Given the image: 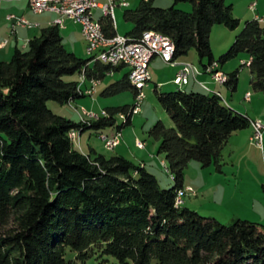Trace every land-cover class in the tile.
<instances>
[{"label":"trees","instance_id":"obj_1","mask_svg":"<svg viewBox=\"0 0 264 264\" xmlns=\"http://www.w3.org/2000/svg\"><path fill=\"white\" fill-rule=\"evenodd\" d=\"M226 1L176 0L192 3V13H186L141 0L124 14L134 25L127 37L140 42L149 32L167 36L175 60L195 49L201 64L208 59L204 69L247 53L252 85L264 92V21L246 22L227 54L215 60L213 27L240 25ZM100 23L106 37L117 34L111 17ZM91 62L66 49L56 25L42 29L26 50L16 48L10 62H0V264H88L98 257L119 264H264V225L236 220L224 226L177 206L189 163L220 169L231 136L253 121L215 92L156 88L174 123L167 128L158 122L150 131L176 182L162 189L145 167L122 156L85 154L70 138L72 132L114 126L117 115L124 120L122 131L132 124L136 104L104 109L105 117L86 125L48 107L50 101L66 105L86 97L82 76L85 82L103 81L119 70L100 61L90 68ZM76 74L81 81L65 80ZM129 74L104 95L131 91L137 97ZM238 74H225L224 85L236 91ZM68 251L75 259H66Z\"/></svg>","mask_w":264,"mask_h":264},{"label":"rangeland","instance_id":"obj_2","mask_svg":"<svg viewBox=\"0 0 264 264\" xmlns=\"http://www.w3.org/2000/svg\"><path fill=\"white\" fill-rule=\"evenodd\" d=\"M28 2V0H0V44L8 41L6 47L0 49V62H10L16 48L26 50L30 40L39 37L41 30L49 27V23L56 16L49 12L34 13L29 9ZM99 2L105 3L106 0H99ZM129 2L130 7L116 8L114 13L116 30L122 35L132 28V24L125 20L124 13L127 10H135L141 0H129ZM252 2H256L255 9L249 7ZM226 4L233 5V15L240 21V25L236 29L224 25L213 27L210 43L217 62L227 54L236 37L243 31L246 22L253 20L256 14L264 17V0H227ZM154 6L162 9L176 6V9L186 13L193 11L192 3H176V0H154ZM10 15L16 16L18 20L25 16L31 27L18 28L17 35L13 34L12 25L8 20ZM67 28V30H61L66 49L78 58L91 59L81 27L73 22H67ZM13 32L15 31L13 30ZM178 60L181 63H191L201 69V73L203 71L208 74L207 68L204 69V65L209 63L208 59H204L201 64L195 49H191ZM250 60L249 54L241 53L224 64H218L221 74H223L222 72L231 74L239 71L236 91L226 85H221L223 100L235 111L247 115L253 122L260 121L264 125V92L254 89L253 77L248 65L242 67L244 62L248 63ZM149 68L153 81L144 89L145 98L142 100L141 111L134 115L131 125L120 130L122 145L118 150L121 149V153L115 150L117 147L115 149L106 148L102 140L103 135L106 136V139L114 138L118 128L124 122L120 115L116 116L114 126L100 130H86L82 137L78 133L72 132L75 139L71 140L77 149L81 152L84 150L85 153L91 154L93 157L97 155H104L107 158L122 156L135 165H140L139 162L142 160L147 166L148 172L157 178L160 187L169 190L176 186V182L168 169L165 155L159 154L160 142L150 136V131L158 122H162L167 128L174 127V123L159 103L155 92L158 80L165 82L172 78L173 68L166 65L160 58L152 62ZM129 72L130 69L126 67L122 72L107 75L98 86L97 94L94 97H86L66 105L50 101L48 107L56 115L86 125L95 121L92 117H88V112L101 114L104 109L133 106L136 104V97L131 91L104 95L110 86L121 81ZM80 79L79 74L65 77L66 81ZM204 84L208 87L206 83ZM198 85L190 83V85L179 88L169 83L162 92L181 89L187 92L208 93ZM247 93L251 94L250 100L247 99ZM104 116H106L105 112ZM253 137L254 130L251 126L235 132L222 151L220 169L214 163L203 167L199 162L191 161L184 171L183 188H191L193 191L183 198L182 208L197 212L204 218L216 220L224 226H231L236 220L264 225V134L261 147L252 140ZM91 150L94 151L93 154ZM181 192L182 190L178 193V199ZM75 255L68 251L66 259H75ZM88 264L119 263L112 258L109 259V262H104L102 258L98 257L90 259Z\"/></svg>","mask_w":264,"mask_h":264},{"label":"built area","instance_id":"obj_3","mask_svg":"<svg viewBox=\"0 0 264 264\" xmlns=\"http://www.w3.org/2000/svg\"><path fill=\"white\" fill-rule=\"evenodd\" d=\"M40 1L37 0V10H48V12L62 11L65 13V21H71L74 24L81 26L83 37L87 43V52L91 56L93 61H100L103 64L110 65L111 67L125 66L130 70H133V64H145V71L138 72V78L134 79L132 85L137 89L138 94L136 97V105L132 109V115L138 114L141 111L142 100L145 98L144 89L151 83V73L149 71V65L154 58H160L164 63L173 67L178 66V72L173 83L179 88L189 84L185 82V75H192L193 79H196L197 75L201 74V71L191 63L178 64L175 59H171V51L175 48L173 41L164 35L156 32L145 33L143 39L139 42H133L127 36H121L116 34L114 37H106L104 34L100 19L102 17H111L115 23V9L117 7H129L128 0H106L105 3H100L99 0H50L49 8H40ZM256 3H253L250 8L255 9ZM95 11L99 13V16L95 14ZM260 21H264V18H257ZM9 22L12 25V29H15V33L18 28H24V22L16 20V16L10 15L8 17ZM59 25H63L65 21L56 20ZM8 44V41H4L0 44V49H3ZM244 65L248 63L244 62ZM216 62L207 68V73L211 75L212 79L220 84L224 85L226 75L215 74ZM113 74V73H111ZM85 82V77L82 76V84ZM100 81H91L92 87L82 91L86 96H92L95 93V88ZM206 91H211L204 83H199ZM212 92V91H211ZM220 96L219 93H216ZM251 94H247V99L250 100ZM88 117L99 120L104 116V112L96 114L94 112H88ZM257 134L254 135L253 141L261 147L263 142L264 125L260 121H256ZM121 133L118 131L114 135L113 140H106V136L103 135L102 140L105 143L106 148L115 149L121 144ZM193 191L191 188L182 189L177 206L183 205V198L186 194Z\"/></svg>","mask_w":264,"mask_h":264},{"label":"crops","instance_id":"obj_4","mask_svg":"<svg viewBox=\"0 0 264 264\" xmlns=\"http://www.w3.org/2000/svg\"><path fill=\"white\" fill-rule=\"evenodd\" d=\"M250 1V0H249ZM128 2H129V0H128ZM253 3H256V2H252L251 4H253ZM28 4H29V9L31 10V8H30V3L28 2ZM250 4V5H251ZM129 7H130V2H129ZM250 7V6H249ZM117 8H124V7H117ZM32 11V10H31ZM49 13H53V12H49ZM54 15H56L55 16V18H53L52 20H51V22L49 23V26H51V25H53L54 24V22L56 21V19H58L59 18V16L57 15V14H55V13H53ZM95 14L97 15V16H99V13L97 12V11H95ZM125 14V13H124ZM255 18L253 19V20H255V19H257L258 17H260V18H264V17H261L259 14H256L255 16H254ZM24 19H26V20H28L25 16L23 17ZM67 22H71V21H68V20H66L65 21V23H64V28L63 29H60V30H67L68 28H67ZM130 24H132V23H130ZM76 25H78V24H76ZM80 26V25H79ZM81 27V26H80ZM133 27H134V25L132 24V28L130 29V30H128V32H126V34H124V35H122V34H120V33H118V31H117V34H119V35H121V36H127L131 31H132V29H133ZM13 30L14 29H12V33L13 34H16L17 35V32H18V30H17V32L15 33V32H13ZM82 30V29H81ZM15 31V30H14ZM82 32V31H81ZM83 35V34H82ZM85 39V38H84ZM87 44V43H86ZM157 59H159V58H154L152 61H151V63L152 62H154L155 60H157ZM176 62L180 65V64H182L181 62H179V60L177 59L176 60ZM151 63H150V65H151ZM184 63V62H183ZM94 64H95V61H93L92 60V62L89 64V66H90V68H92L93 66H94ZM166 64V63H165ZM150 65H149V67H150ZM166 65H168V64H166ZM168 66H170V68H173V72H172V78L171 79H169V80H167V81H163V80H158V83L156 84V87H155V89L156 88H158L159 90H161V91H163V89L165 88V87H167V84H169V83H171V84H174L173 83V81H174V79H175V77H176V74H177V72H178V69H179V67L178 66H176V67H173V66H171V65H168ZM124 68H126L125 66H120L119 67V70H118V72H122V70L124 69ZM217 68H218V65H217ZM217 68H215V72H217L216 71V69ZM199 69V68H198ZM149 70H150V68H149ZM200 71H201V69H199ZM219 70V72H221L220 71V69H218ZM115 73V72H114ZM130 73V72H129ZM222 73H224V72H222ZM128 74V73H127ZM152 77V76H151ZM81 80V79H80ZM80 80H77V81H80ZM153 81V78H151V82ZM190 83H193V85H194V83L196 84V85H198L199 83H206L207 85H208V88L212 91H207L208 93L210 92V93H220L221 94V97L223 98V93H222V88H221V85L220 84H216V82L212 79V77L210 76V75H208V74H206V73H204L203 71H202V73L200 74V75H197V77H196V79H192V77H191V79H190V81H189ZM102 83V81H100V83L97 85V87L95 88V93L92 95V96H86V97H94L96 94H97V88H98V86L100 85ZM190 83L188 84V85H190ZM198 83V84H197ZM150 84V83H149ZM175 85V84H174ZM200 85V84H199ZM198 85V86H199ZM149 86V85H148ZM147 86V87H148ZM176 86V85H175ZM92 87V84H91V81L90 80H87L86 82H84L83 84H82V86H81V89H82V91H84V90H87V89H89V88H91ZM146 88V87H145ZM202 89H204V88H202ZM205 90V89H204ZM206 91V90H205ZM86 97H84V98H86ZM84 98H82V99H84ZM224 99V98H223ZM88 112V111H87ZM83 136V134H81L80 135V137H82ZM107 138H109V137H107ZM122 145V143L115 149V150H117V151H120V153L122 152V150L120 149V150H118L119 148H120V146ZM92 150H94V149H92ZM91 150V151H92ZM114 150V151H115ZM83 153H85V151L83 150ZM117 153V152H116ZM85 154H87V153H85ZM117 155H118V153H117ZM120 155H122V154H120ZM140 165H142V167H145L146 168V170H147V166L144 164V162H142V160H140ZM148 171V170H147Z\"/></svg>","mask_w":264,"mask_h":264},{"label":"bare ground","instance_id":"obj_5","mask_svg":"<svg viewBox=\"0 0 264 264\" xmlns=\"http://www.w3.org/2000/svg\"><path fill=\"white\" fill-rule=\"evenodd\" d=\"M9 1H17V0H9ZM28 1L30 3L31 10L34 13L41 14V13H44V12H48V10H39V11H36L37 10V0H28ZM49 7H50V0H41L40 1V8H49ZM53 13H55V14H57L59 16V18L57 19L58 21H65V13L64 12H62V11H53ZM16 20H18V19H16ZM20 20L22 22H24V27H31V24L27 20H25L24 18L23 19H20ZM54 25L58 26L60 29H63V25H59V23L57 21H55ZM174 54H175V48H173L172 51H171V59H174ZM140 71H145V64H133V70H130V74H129V79H130V82L131 83L134 81V79L138 78V72H140ZM216 71L217 72H215V74H221L219 72L218 68L216 69ZM191 77H192V75H185V82H189ZM227 78L228 77L226 76V80L224 81L225 83L228 81ZM252 128L254 130V135H256L257 134V124H256V121L252 122ZM70 138L72 140H74L75 139V135H73V133H72V135L70 134ZM106 140H110V139H106ZM111 140H113V139H111Z\"/></svg>","mask_w":264,"mask_h":264}]
</instances>
